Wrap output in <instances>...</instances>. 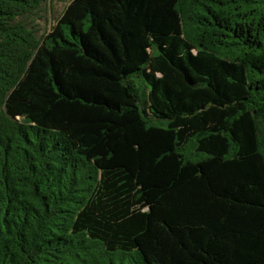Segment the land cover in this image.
Instances as JSON below:
<instances>
[{
	"label": "trees",
	"instance_id": "16d2710c",
	"mask_svg": "<svg viewBox=\"0 0 264 264\" xmlns=\"http://www.w3.org/2000/svg\"><path fill=\"white\" fill-rule=\"evenodd\" d=\"M0 0V264H264V0Z\"/></svg>",
	"mask_w": 264,
	"mask_h": 264
},
{
	"label": "rangeland",
	"instance_id": "374dc122",
	"mask_svg": "<svg viewBox=\"0 0 264 264\" xmlns=\"http://www.w3.org/2000/svg\"><path fill=\"white\" fill-rule=\"evenodd\" d=\"M72 0H46L41 9L26 19L27 24L35 29L38 37L48 32L57 23Z\"/></svg>",
	"mask_w": 264,
	"mask_h": 264
}]
</instances>
